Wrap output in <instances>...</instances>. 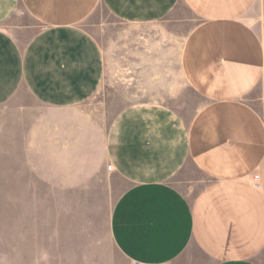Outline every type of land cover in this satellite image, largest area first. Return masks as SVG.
<instances>
[{
	"label": "crops",
	"instance_id": "0c3cea01",
	"mask_svg": "<svg viewBox=\"0 0 264 264\" xmlns=\"http://www.w3.org/2000/svg\"><path fill=\"white\" fill-rule=\"evenodd\" d=\"M179 4L197 19L179 48L180 112L136 102L109 120L93 102L105 54L86 19L103 6L148 26ZM263 27L264 0H0V185L6 161L17 182L69 195L119 179L108 235L126 264H264ZM23 228L0 240V264H108L63 221Z\"/></svg>",
	"mask_w": 264,
	"mask_h": 264
},
{
	"label": "rangeland",
	"instance_id": "374dc122",
	"mask_svg": "<svg viewBox=\"0 0 264 264\" xmlns=\"http://www.w3.org/2000/svg\"><path fill=\"white\" fill-rule=\"evenodd\" d=\"M179 6H182L179 14L173 13L163 22L148 26L124 23L103 6H98L86 19L85 28L97 38L105 54L104 84L93 102L104 110L109 120L121 108L136 102L157 101L174 107L176 111L181 109L179 97L183 95L187 99L185 93H189L179 75V48L197 19L184 5ZM172 17L175 21L187 23H181L175 29L179 25L171 23ZM261 31L264 36V27ZM156 40L159 41V70L158 65L151 63V57L147 60L151 44ZM155 50L157 53V48ZM10 162L13 165V161H6L7 166L1 162L3 184L0 185V240H7V247L9 243L19 241L24 218L46 223L53 217L54 221L66 223V227L82 243L89 245L92 252L101 253L99 258L103 261L126 264L108 235L107 222L111 205L125 187L123 181L114 179L105 187L103 181L94 180L76 194L69 195L49 190L47 183L33 187L32 183L26 186L17 182L23 178L15 177ZM186 169L190 171L191 167ZM193 176L192 172H180L172 181L184 194L192 195L196 192L189 188ZM56 194L61 196H54ZM51 208L58 213L49 214Z\"/></svg>",
	"mask_w": 264,
	"mask_h": 264
}]
</instances>
